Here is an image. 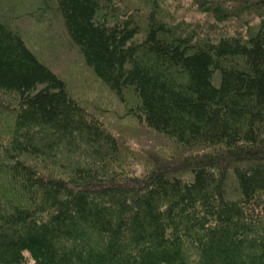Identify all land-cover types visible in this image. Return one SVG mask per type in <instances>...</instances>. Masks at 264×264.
Here are the masks:
<instances>
[{
    "label": "trees",
    "instance_id": "16d2710c",
    "mask_svg": "<svg viewBox=\"0 0 264 264\" xmlns=\"http://www.w3.org/2000/svg\"><path fill=\"white\" fill-rule=\"evenodd\" d=\"M166 2L0 7V264H264V0H190L200 27ZM25 19L60 24L142 146L73 94Z\"/></svg>",
    "mask_w": 264,
    "mask_h": 264
},
{
    "label": "rangeland",
    "instance_id": "374dc122",
    "mask_svg": "<svg viewBox=\"0 0 264 264\" xmlns=\"http://www.w3.org/2000/svg\"><path fill=\"white\" fill-rule=\"evenodd\" d=\"M2 3L3 1L0 0ZM9 3V7L3 9V14L21 15V9H26V11H34L28 5L33 3L29 0L27 4L25 1L18 0H4ZM238 1V0H237ZM22 2V4L20 3ZM169 14L176 18L177 20H184L194 24H198V27L203 24V15L198 12L195 7L190 4V0H167ZM37 15L39 13L35 12ZM206 20H208L206 18ZM24 23V24H23ZM228 23L224 24L223 29L230 30L231 27ZM204 26V25H203ZM24 30V36L26 37L28 43L32 45L33 50L43 58L48 65H50L55 71H59L61 74L65 73L67 77V83L77 98L83 102H87L92 107L100 108L101 111L108 113L105 117L109 120L112 125V129L116 134V137H122L125 139L126 144L131 148V142L142 146L144 140L140 136L139 128L134 126L131 122H126L124 120L123 113L120 109H117L112 105V98L108 97L106 93L103 92L101 85L96 81L91 80V76L86 75V72L74 63L78 59L76 55L69 54L66 52L64 37L61 34V27L58 23H53V31H49L51 26L49 24L34 25L31 20L20 21V26ZM68 75V76H67ZM141 137V138H140ZM154 156L153 154H151ZM156 157V156H154ZM158 159V157H157ZM159 160V159H158ZM133 173L141 175V167L131 168Z\"/></svg>",
    "mask_w": 264,
    "mask_h": 264
}]
</instances>
